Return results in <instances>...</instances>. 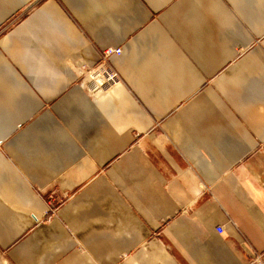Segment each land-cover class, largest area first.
Masks as SVG:
<instances>
[{"label":"crops","instance_id":"crops-1","mask_svg":"<svg viewBox=\"0 0 264 264\" xmlns=\"http://www.w3.org/2000/svg\"><path fill=\"white\" fill-rule=\"evenodd\" d=\"M0 251L264 264V0H0Z\"/></svg>","mask_w":264,"mask_h":264},{"label":"built area","instance_id":"built-area-1","mask_svg":"<svg viewBox=\"0 0 264 264\" xmlns=\"http://www.w3.org/2000/svg\"><path fill=\"white\" fill-rule=\"evenodd\" d=\"M121 52L122 49L120 47H109L105 49L101 58L100 65L95 69H89L85 72L86 77L87 75L93 76L90 78L87 77L92 83L99 82L97 86L94 85L95 91H100L101 89L108 88L109 86L114 85L119 81L118 73L111 67H108L110 66L108 64V61L112 55H120ZM218 231L221 233L222 228L218 227Z\"/></svg>","mask_w":264,"mask_h":264},{"label":"rangeland","instance_id":"rangeland-1","mask_svg":"<svg viewBox=\"0 0 264 264\" xmlns=\"http://www.w3.org/2000/svg\"><path fill=\"white\" fill-rule=\"evenodd\" d=\"M5 261V262H3ZM0 264H10L5 255L0 251Z\"/></svg>","mask_w":264,"mask_h":264},{"label":"bare ground","instance_id":"bare-ground-1","mask_svg":"<svg viewBox=\"0 0 264 264\" xmlns=\"http://www.w3.org/2000/svg\"><path fill=\"white\" fill-rule=\"evenodd\" d=\"M87 77L90 78V77H93V76H91V75H87ZM88 78H87V79H88ZM98 84H99V82L94 83L95 86H97ZM98 94H99V93H98ZM3 262H5V261H3Z\"/></svg>","mask_w":264,"mask_h":264}]
</instances>
